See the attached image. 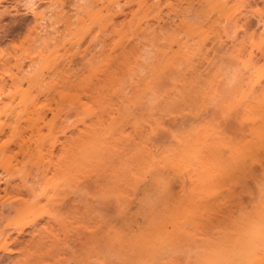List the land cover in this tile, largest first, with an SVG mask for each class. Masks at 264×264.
Returning a JSON list of instances; mask_svg holds the SVG:
<instances>
[{"label":"rangeland","instance_id":"374dc122","mask_svg":"<svg viewBox=\"0 0 264 264\" xmlns=\"http://www.w3.org/2000/svg\"><path fill=\"white\" fill-rule=\"evenodd\" d=\"M136 1H36L42 11L52 4L45 34L34 31L26 0L0 5V32L6 37L0 38V232L8 223L26 222L34 211H50L36 227L11 233L18 240L9 246L11 252L0 251V264H124L134 255L135 240L152 228H165L174 237L156 245L155 263L200 264L226 231L244 225L260 204L264 0H175L171 9L158 7L164 19L160 24L158 10L146 12ZM112 4L126 7L114 22L107 12ZM175 14L194 23L192 32L181 28L172 36L175 29L166 22L178 21ZM229 17L247 20V33L240 31L234 44L224 33ZM49 33L56 38L51 40ZM175 38L193 45L188 55L182 56ZM56 67L67 71L53 76ZM30 69L41 71L52 87L47 93L33 91L37 99L24 102L14 81ZM27 87L23 79L22 89ZM82 102L92 104L96 113L88 115ZM59 112L63 123L55 117ZM74 122L78 128L84 122L98 128L106 138L103 145L77 151V166L67 173L51 168L41 178L46 158L40 161L39 145L54 134L61 141L74 134L77 128L62 134ZM250 132L252 154L247 148L245 157L238 150L243 151ZM181 147L200 158L207 173L214 163L227 168L222 174L220 166L218 181L200 195L216 192L212 199L206 195L213 202L207 201L204 215L198 209L203 218L195 214L200 217V222L197 216L193 220L198 225L191 221L195 226L185 219L184 207L190 200L198 203L199 196L192 201L193 194L185 195L191 182L175 171ZM110 154L121 159L117 179L108 176ZM238 154L244 158L239 166L234 161ZM32 179L34 195L21 194L17 188ZM20 197L27 200L26 207L20 206ZM17 202L16 210L9 208ZM179 211L189 222L183 224V235L173 233L170 225ZM2 239L0 234V243Z\"/></svg>","mask_w":264,"mask_h":264},{"label":"bare ground","instance_id":"6f19581e","mask_svg":"<svg viewBox=\"0 0 264 264\" xmlns=\"http://www.w3.org/2000/svg\"><path fill=\"white\" fill-rule=\"evenodd\" d=\"M6 1L7 0H0V5L3 2H6ZM26 1H27V3H31V5H33L32 7H26V9L34 17V21H35V25H34L35 27L34 28L36 29L34 31H36V33L38 34L37 30L39 29L38 31H40L41 33L44 32V34H45L50 29V28L49 29L47 28L49 23L46 24L47 23L46 21H48L49 18H51V16H53L52 15L53 14V12H52L53 10L51 8L52 4H50V8L47 11H42L40 9L38 10V6H36V1H39V0H26ZM174 1L175 0H154V1L153 0H137L136 2L142 8L144 7L145 9H148V10H146V12L149 11V10H153V11L154 10H158L157 13L155 11H154V13H156V16H155L156 22L158 24H160V22L163 21L164 19L162 18V16H160L161 14H160V11H159L158 7L161 6V5H165V6H167L168 8L171 9ZM190 1L193 2V0H190ZM241 1L242 2H247V3L250 2V0H241ZM116 7H117V9H115ZM4 11H6V10H4ZM125 11H126V7H123V5H119V4H116V5L112 4V5L107 7V12H108V14L110 16L109 18L112 20V22H114V20L117 17L118 13L119 14H124ZM174 16L176 17V19L178 21L171 20L169 22H166V23H169V26L173 27L172 30L175 29V31L173 30L174 34L173 35L170 34V35L175 37V32H176V36H177V34L179 35L181 33L180 32L181 28H185V32L186 31L187 32L188 31L192 32V29L194 28V23L188 21L187 19H185L184 17H182V16H180L178 14H175ZM58 18H60V17H58ZM240 21H241V23H240ZM148 23H150V22H148ZM228 23H231V24L230 25L226 24L224 26V33L226 35L225 37L229 38L231 40L230 42H232L234 44V41L236 39H238L237 37L240 34V31L243 32L244 34L247 33V29L245 27V25L247 24V20L245 19L242 22L241 19L233 20L232 18H230V20H228ZM262 25H263V28H264V23H262ZM147 27H151V24H148ZM189 35L191 37L190 38L191 40L194 39L193 35H191V34H189ZM49 37L51 38V40L56 38L54 35H50V33H49ZM176 38H175V41H176ZM176 42H179V41H176ZM178 48L182 52V56L184 57V56L188 55L189 52H191V50L193 48V45L189 44L187 42V40L184 41V39H183V41L178 43ZM185 48L187 50H185ZM139 54H137V55H139ZM248 55H249L248 62L251 63L250 60L252 58V52L250 51L248 53ZM148 58H149V56L146 55L145 59H148ZM56 69L53 68V70H55V71H53V72L51 71L53 73V76H57V75L61 76L64 71L65 72L67 71L66 69H63V70H61L60 68L58 69V67H56ZM25 72L26 73H24L22 75V77H23L22 79H16V81H14L15 82L14 83L15 84L14 88L17 91V93L19 95V98L24 100V102L34 101L35 99H37V97L33 94V91L37 92L38 94L47 93V90H49L50 87H52L51 83L47 79V76H44V74H42L41 71H39V72L36 71V73H35L34 70L31 71V69H30V70H27ZM69 75H67V77L71 76V75L70 76ZM49 76H50V74H49ZM23 79L26 80L27 83H28L27 89H25V88L22 89ZM70 80L71 79H66V83L67 82L69 83ZM58 82L61 83L59 80H58ZM63 82L65 84V80ZM0 85L3 86V84H0ZM57 86L58 85H55L54 87L56 88ZM59 86H61V84H59ZM2 98H3V94L0 91V103L2 102ZM86 104H87V106H84V102H82L81 106H83L82 107L83 109L86 107L85 108L86 110L85 109L84 110L85 111H87V110L89 111V112L87 111L88 113L86 112L88 115L92 116L94 113H96V112H94L95 109L92 108L93 107L92 104L85 103V105ZM251 109L252 108H248L247 109V113L248 112L250 113V116L248 114L249 120H248V116L245 115L247 117L246 120H248L249 124L252 123V114H251L252 110ZM55 117L60 118L61 123L65 122L62 119V116L60 115V112H59V114L57 113V115ZM91 119H92V117H91ZM61 123L58 126L60 129H58L57 132H60L62 130ZM66 126H64V127H66ZM76 128H77V130H76V132L74 131V134L71 133V135L66 137V134H65L66 131H72V130H75ZM250 133H251V138L250 139L248 138L249 140H247L245 142V144L242 145V146H244L245 151H244L243 147H242L243 151L240 150L241 148H239V150H238V152L240 151L239 152L240 154H242L241 152L246 153V154L242 155V156L245 155V157L248 155L247 152L252 154L251 153L252 152V132H250ZM62 134H65V139L63 141L60 140L58 135L54 134L51 137H49L48 140H45V143L40 144L39 147H38L39 151L37 150V152H40V161L42 160L41 161L42 163H44L46 161L45 162L46 165H42L43 168L40 170L41 178H43V177L46 178V176H48V173L51 171V168H52V170L54 169V171H60V172H63V173H67L69 171V169L74 168V167L77 166L76 157H75V153L77 151H79L80 149L82 151L87 150V149L89 150L91 148L92 149H96L97 147L102 146L104 141H105V139H106L105 136L101 135V133L98 132V128L96 129L95 126L87 125V124H85V122L83 123V127L82 128H78L77 124L75 122L69 124L65 128V131L62 132ZM58 144H59L60 148L56 152V148H57ZM249 148H251V149H249ZM246 149L249 150V151H247ZM240 154H238V156L237 155L236 156L239 157V156H241ZM41 156H42V159H41ZM44 156H46V157H44ZM110 156H111V160H109V161H110V164H111V170H110L108 176L110 175L111 177H114V178L117 179L118 170H119V166L117 164H119L118 162H120L121 159L119 157H117V155L115 156V154H110ZM250 156H252V155H250ZM241 157L240 158H236V159H238V161L234 160L236 162V165L238 164L237 166H239V164L242 162V161L240 162L239 160L240 159H244L243 157L242 158ZM43 158L44 159L46 158V160L44 161ZM237 162H240V163H237ZM217 165H215V163H214L213 167H215ZM219 167L218 166H217V168L215 167V170L210 168L211 172L207 173L208 175L206 177V181L207 182H206V184L204 186L205 188L203 187V189L199 192L201 194L197 193L198 192L197 191L195 194L192 195L193 197L190 196L191 198H193L192 201L197 200V197L199 196L198 197L199 198L198 199L199 200L198 203L199 202L200 203L199 204L196 203L197 201H195V203L191 202V200H190L191 198L189 197L190 201L189 200H188L189 202L187 201L188 204H186V206L190 205V207H191V204L192 205L194 204L193 207H191L192 211L189 210L190 211V213H189V211L186 209L187 207L185 206L184 207V209H185L184 211H186V213L187 212L188 213L186 215V218L183 216L184 214L182 215V217L187 219V216H188L191 219L190 220L188 218V221H190V223L187 220L186 221L190 225H194L191 222L193 220H197L198 219L197 221L200 222V220H199L200 217L203 218V216L201 214L204 215L205 210L207 211V208L209 206V205L208 206H205V205H207L208 202H210L209 204H211V202H213V200H209L208 201L207 196H209V199L211 197L213 198V195L216 192H214V193L212 192L211 193V190H210V192L207 191V192H209V195L207 194V192L205 193L207 195V196L205 195L207 199L205 198V196L200 197V195L204 194L205 189H207V187H208V189H211L210 188L211 186H209V183L210 182H215L218 179V178L216 179V176L220 177L221 173L225 174V172L227 171L226 170L227 168H224V166H223V169H222V170H224V169L226 170V171L224 170V172H222L221 169H220L221 167L220 168ZM210 169H208V171ZM216 171H217V173H215ZM219 171H221L220 174H219ZM40 176H37V177L39 178ZM222 177H223V175H222ZM3 182L4 181L0 177V188H1V184ZM31 182L32 183H30L29 185L23 184L21 188L18 187L17 189L19 190V192L21 194H24V192H25L28 195H31V194L34 195V192L36 190H35V187H34L35 184L33 185V183H34L33 179L31 180ZM215 183H214V185L218 184V183L217 184H215ZM214 188H215V186H214ZM195 195H197L196 198H194ZM36 197H37V194H36ZM203 197H204L205 200L203 199ZM20 198L22 200L21 201L22 203L20 202ZM20 198L17 199L21 203L20 206H25L27 204V200H24L23 199L24 197H20ZM19 202H17L16 205L12 204V206H10L9 208H15V206H17ZM190 202H191V204H189ZM13 205H14V207H13ZM257 205H258L257 209L255 207L256 210L255 211L253 210L254 212L252 213V216H249L247 219H245L244 225L237 226V228L235 227L234 229H231V230H227L225 235H224V238L222 237V239H219L217 241V244L214 245V246H217V247L215 249H213L211 251V253L207 254L206 256L204 255L203 256L204 258L202 259L200 264H264V233H262L260 231L258 226H255L252 223L253 216H258L260 214V212H261L260 204H257ZM198 209L201 210V214L197 213V211H199ZM14 210H16V208ZM182 211H183V209H182ZM48 212H50V211H48L47 209L44 210V211H41V212L34 211L32 217H30L26 222H22V223H19V224L12 223V224H14L13 226L8 225L9 224L8 223L6 225V227L4 228L5 230H2L0 232V234L2 235V238H3L2 239L3 241L0 243V251L11 252V249L9 248V246L11 244L17 242V240H18L17 237H11V233L16 232L17 234H21V233L24 232V228L26 226H35L36 227L38 218H41V216L44 215V214H50ZM180 212L181 211H179L178 214L176 213V214H173L171 216L170 225L172 226V228L174 230L173 233L177 232L175 234H182L183 235V233L185 234L187 232L183 228V224H186L185 223L186 221H185V219H184V221L181 219L182 217H180V215H179ZM183 212H181V213H183ZM195 214H199L200 217H199V215H195ZM196 216L199 217V218L195 219ZM197 221H193V222L196 223ZM237 229H238V231H237ZM171 238L173 239L174 237L171 235V232L167 231L165 228H152V229H150L149 231L143 233L139 239L137 238L135 240V241H137V240H139V241L136 242L133 245V248H134L133 249V254L134 255H132L128 259L126 258V262L124 264H157L158 262L155 263V261H157V259H155L153 257L154 249L156 251L157 250V246H159V244L162 241L163 242H167L165 240H168V242H171L172 240L169 241V239H171ZM162 244H164V243H162ZM197 262H199V261H197ZM197 264H199V263H197Z\"/></svg>","mask_w":264,"mask_h":264},{"label":"clouds","instance_id":"9594fccd","mask_svg":"<svg viewBox=\"0 0 264 264\" xmlns=\"http://www.w3.org/2000/svg\"><path fill=\"white\" fill-rule=\"evenodd\" d=\"M178 157L175 171L182 175L185 180L191 182V187H187L185 195L195 194L197 191L202 190L207 182V172L202 160L200 158H193L182 147L178 149ZM259 192L261 212L258 216H253L252 223L258 226L260 231L264 233V182L260 184Z\"/></svg>","mask_w":264,"mask_h":264},{"label":"snow or ice","instance_id":"6c2138e0","mask_svg":"<svg viewBox=\"0 0 264 264\" xmlns=\"http://www.w3.org/2000/svg\"><path fill=\"white\" fill-rule=\"evenodd\" d=\"M33 5H31V3H26L25 7H32ZM0 38H6L5 37V33L0 32ZM261 47L264 48V41L261 42ZM262 103H264V99H262ZM77 227H80L81 225H76ZM89 231H94V229L89 228ZM73 264H75V262H73ZM81 264H87V262H81Z\"/></svg>","mask_w":264,"mask_h":264}]
</instances>
